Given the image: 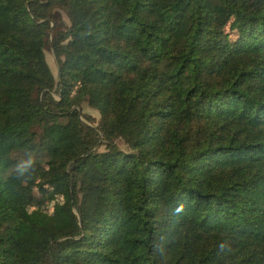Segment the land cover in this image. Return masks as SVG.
<instances>
[{"label": "trees", "instance_id": "1", "mask_svg": "<svg viewBox=\"0 0 264 264\" xmlns=\"http://www.w3.org/2000/svg\"><path fill=\"white\" fill-rule=\"evenodd\" d=\"M0 264H264V0H0Z\"/></svg>", "mask_w": 264, "mask_h": 264}, {"label": "rangeland", "instance_id": "2", "mask_svg": "<svg viewBox=\"0 0 264 264\" xmlns=\"http://www.w3.org/2000/svg\"><path fill=\"white\" fill-rule=\"evenodd\" d=\"M54 12L63 20V22L69 26L70 22L66 16V14L61 9H54ZM45 59L50 68V71L53 75L55 81H57V63L55 61V57L53 55L52 50L45 51ZM56 96V95H55ZM83 114H86L91 118V123L96 125L100 120V113L98 110L89 107L86 103H83L80 108ZM82 120H84L82 118ZM118 146L121 150H125V146L122 144V141H118ZM104 151V147L101 146L98 148V152ZM18 163L21 166H26L27 170L25 171L23 184L27 186V194L29 196V201L24 207V214H28L31 210L40 208L41 210L53 213L60 206V200H50L47 197L48 192L50 191V187H44L42 190H38L33 187L44 174L46 167L42 162H32L31 160H26L21 157H18ZM29 184V185H28Z\"/></svg>", "mask_w": 264, "mask_h": 264}]
</instances>
